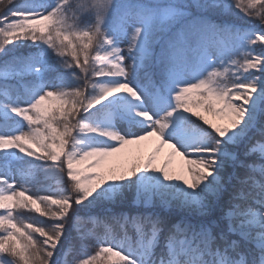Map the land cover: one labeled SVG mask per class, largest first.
Segmentation results:
<instances>
[{
	"label": "snow or ice",
	"instance_id": "6c2138e0",
	"mask_svg": "<svg viewBox=\"0 0 264 264\" xmlns=\"http://www.w3.org/2000/svg\"><path fill=\"white\" fill-rule=\"evenodd\" d=\"M7 5L0 264H264V0Z\"/></svg>",
	"mask_w": 264,
	"mask_h": 264
},
{
	"label": "trees",
	"instance_id": "16d2710c",
	"mask_svg": "<svg viewBox=\"0 0 264 264\" xmlns=\"http://www.w3.org/2000/svg\"><path fill=\"white\" fill-rule=\"evenodd\" d=\"M76 3H86L87 0H75ZM7 0H3V2H0V13L4 12L7 8ZM18 44L21 45V47L18 49L17 45H9L8 49L9 51V56H12L13 54H18L19 51H24L27 46L28 43L27 41L24 42H17ZM25 55L29 54L27 51L24 52ZM3 57L2 54H0V69H2L3 64ZM4 164V161L2 159H0V165ZM169 169L171 172H173L174 174H185V173H180V170L175 169L173 167V164L169 165ZM55 181V177H51L48 180H46L45 184L43 185L44 187H48L54 184ZM36 187H40L39 185L36 184ZM42 194H46V193H42ZM23 215L25 216H34L36 215L34 212H28V211H24ZM95 215V214H94ZM26 222H31L30 220L26 221ZM80 227L83 229V231L85 233H90V232H97L100 235H103L104 231L107 228H115V225H113L111 222H102L100 217H96V219H93L92 217L89 216H85V218L82 220ZM97 247L94 243H90L89 245V249L88 251L91 252L92 254H95L97 251ZM86 258L85 255H83L82 253H80L79 251H77V253L72 257V259L75 261V264H79V261L81 259ZM116 258L115 257H109V256H101L100 261L98 262V264H114Z\"/></svg>",
	"mask_w": 264,
	"mask_h": 264
},
{
	"label": "rangeland",
	"instance_id": "374dc122",
	"mask_svg": "<svg viewBox=\"0 0 264 264\" xmlns=\"http://www.w3.org/2000/svg\"><path fill=\"white\" fill-rule=\"evenodd\" d=\"M125 47H126V45H125ZM208 118L213 119L218 123L223 122V121H220L216 117H212L211 115H209ZM156 147H157V141L155 140V138H150L148 141L141 142V145L128 146V148H126L125 151L126 152L135 151V152H138L140 155H146L148 152H154L155 156H156V164L160 165L166 159L169 158V153L171 150L168 149L167 147H165L164 149L160 150L159 152H155ZM171 159H172L171 164H173V167L175 169L180 170V173H186L187 163L182 157L175 156V157H172ZM53 176L54 175L44 173L43 171L35 173L36 181L41 186L46 182V180H48L49 178H51Z\"/></svg>",
	"mask_w": 264,
	"mask_h": 264
}]
</instances>
